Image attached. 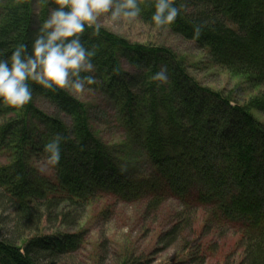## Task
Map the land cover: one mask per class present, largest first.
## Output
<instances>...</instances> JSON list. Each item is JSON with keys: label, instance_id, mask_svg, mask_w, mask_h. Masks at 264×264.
<instances>
[{"label": "trees", "instance_id": "1", "mask_svg": "<svg viewBox=\"0 0 264 264\" xmlns=\"http://www.w3.org/2000/svg\"><path fill=\"white\" fill-rule=\"evenodd\" d=\"M139 2L138 19L155 28L150 20L155 0ZM175 5L176 21L161 29L193 42L257 94L241 104L199 85L171 49L86 27L81 42L94 49L96 70L83 75L95 76L89 92L96 101L99 96L113 105L120 138L108 140L92 124L93 104L65 89H44L29 80L28 104L0 101V151L8 155L0 166V264H64L83 242L82 233L72 229L103 194L126 204L144 201L147 216L175 197L183 206L160 244L178 243L204 210L214 225L242 229L239 264H264V122L253 112L264 117V0H175ZM54 7L55 0H0V59L21 44L31 54ZM121 57L135 70L127 71ZM162 68L167 80H154ZM40 100L49 102L52 114L41 110ZM57 135L60 161L47 177L34 161L48 159L44 145ZM46 225L57 230L45 233ZM199 247L186 264H205Z\"/></svg>", "mask_w": 264, "mask_h": 264}, {"label": "rangeland", "instance_id": "2", "mask_svg": "<svg viewBox=\"0 0 264 264\" xmlns=\"http://www.w3.org/2000/svg\"><path fill=\"white\" fill-rule=\"evenodd\" d=\"M99 22L104 25L103 29L133 44L171 49L184 59L188 74L204 88L223 93L225 97L241 104H246L257 94L251 92L242 78L215 66L207 52L169 29L151 28L140 19L133 23L123 22L116 28L104 16L100 17ZM121 63L127 71L135 70L127 58L121 57ZM72 95L81 102H91L93 126L106 133L108 140H119L121 130L116 125L111 103L99 96V101H96V95L89 91ZM38 106L49 114L53 112L49 102L40 100ZM253 112L258 120L264 122L262 115ZM7 158L8 155L0 151V166L8 162ZM34 165L42 175L53 176L54 171L48 159H42L38 163L34 161ZM143 203L145 204L144 201L126 204L111 195L103 194L88 204L79 225L72 229L74 233H82L83 242L80 249L69 256L64 264H186L192 252L195 253L192 248L198 246L202 248L200 255L205 264H239L242 254L240 227L214 225L209 212L198 210L192 230L189 228L183 233L178 243L165 247L159 243V238L171 227L175 215L183 205L177 198L171 197L156 215L147 216ZM53 227L46 225L43 232L56 231ZM207 228L208 230H204Z\"/></svg>", "mask_w": 264, "mask_h": 264}, {"label": "clouds", "instance_id": "3", "mask_svg": "<svg viewBox=\"0 0 264 264\" xmlns=\"http://www.w3.org/2000/svg\"><path fill=\"white\" fill-rule=\"evenodd\" d=\"M56 7L39 29L32 42L31 54L27 45L15 48L6 59H0V101L13 107H23L32 99L28 81H33L49 90H68L72 94L91 91L96 84L92 62L94 49L81 42L86 27L99 34L103 24L100 17H106L113 28L121 23H133L141 16L139 0H55ZM154 12L150 18L157 29L172 25L180 9L175 0H155ZM199 37L200 27L194 28ZM157 81L167 80V70L162 68L154 77ZM59 135L44 145L48 163L56 165L60 161Z\"/></svg>", "mask_w": 264, "mask_h": 264}]
</instances>
